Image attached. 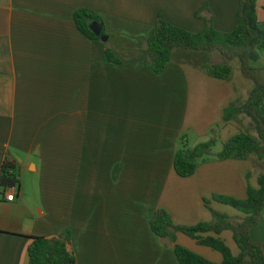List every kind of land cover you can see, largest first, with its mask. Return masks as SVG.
I'll return each mask as SVG.
<instances>
[{
	"label": "crops",
	"instance_id": "1",
	"mask_svg": "<svg viewBox=\"0 0 264 264\" xmlns=\"http://www.w3.org/2000/svg\"><path fill=\"white\" fill-rule=\"evenodd\" d=\"M238 4L0 0V170L10 155L20 174L19 190L0 187V264H30V237L68 231L75 264H179L173 247L151 229L159 209L176 226L212 222L211 211L244 218L214 196L246 200L248 186L258 188L264 175V160H213L189 178L174 169L181 144L193 148L214 138L223 145L245 132L242 116L223 122L224 110L246 102L254 88L239 61L229 80L207 73L208 65L222 62L218 53L177 49L159 74L114 64L102 43L85 37L74 20L76 11L91 10L114 38L110 45L135 57L136 39L149 37L159 14L199 33L211 13L214 28L231 33ZM203 6L210 13L197 18ZM257 13L264 26V0ZM256 69L264 83V57ZM12 192L16 199L10 202ZM250 236L264 252V218ZM220 238L234 256L240 254L231 231ZM177 243L223 262L220 253L184 234Z\"/></svg>",
	"mask_w": 264,
	"mask_h": 264
},
{
	"label": "trees",
	"instance_id": "2",
	"mask_svg": "<svg viewBox=\"0 0 264 264\" xmlns=\"http://www.w3.org/2000/svg\"><path fill=\"white\" fill-rule=\"evenodd\" d=\"M259 0H239L235 27L231 33L217 31L213 26V15L207 7L197 11L196 17L208 11L204 17L205 26L199 33H192L168 22L159 14L156 25L148 38H138L135 57H125L106 30L103 19L88 9H80L74 15L77 29L88 39L102 43L109 62L129 63L143 66L155 73L165 70L175 50L183 52L218 53L222 62L210 64L207 73L217 80H229L233 74L231 62L238 60L243 75L254 82V88L246 102L231 103L225 110L223 122L236 121L240 116L250 118L257 135L241 132L223 143L219 154H213L217 140H211L188 148L181 144L174 157V169L180 178L192 177L198 168L207 162L227 160H248L252 156L264 160V83L254 74L256 64L264 57V26L258 20ZM103 25L101 36L108 37L102 42L90 29V24ZM0 187L3 189L20 188V174L17 163L8 155L0 170ZM246 200L214 196V199L244 214L241 220L211 211L212 222H203L195 226H176L171 215L159 209L151 220L153 233L172 246L179 264H216L177 243V235L184 234L197 244L211 248L223 257L221 264H264V252L259 243L254 242L250 230L264 218V175L258 178V188L248 186ZM225 231H231L240 250L234 256L229 246L220 238ZM28 247L30 264H75L74 254L69 250L70 232L57 238L30 237Z\"/></svg>",
	"mask_w": 264,
	"mask_h": 264
},
{
	"label": "rangeland",
	"instance_id": "3",
	"mask_svg": "<svg viewBox=\"0 0 264 264\" xmlns=\"http://www.w3.org/2000/svg\"><path fill=\"white\" fill-rule=\"evenodd\" d=\"M112 42V41H111ZM124 56L130 58L131 56L127 55V54H124ZM231 65L234 67V69L237 70L236 66H235V60L233 62H231ZM236 72V71H235ZM251 81V80H250ZM253 82V81H252ZM251 82V83H252ZM254 83V82H253ZM240 119V118H239ZM240 123L241 125L243 126V128L245 129V132L249 133V134H252V135H257L254 127H253V124L250 120V118L246 117V116H242L241 119H240ZM222 148V145L220 144V142L217 140L216 142V145L214 146L213 148V154H217ZM31 184V181L29 180H26V185H30ZM225 240V239H224ZM203 249H206V248H203Z\"/></svg>",
	"mask_w": 264,
	"mask_h": 264
},
{
	"label": "water",
	"instance_id": "4",
	"mask_svg": "<svg viewBox=\"0 0 264 264\" xmlns=\"http://www.w3.org/2000/svg\"><path fill=\"white\" fill-rule=\"evenodd\" d=\"M90 29L92 30V32L96 36L101 37V40L103 42H107L108 41V37L101 36L102 30H103V25L101 23H98V22L91 23L90 24Z\"/></svg>",
	"mask_w": 264,
	"mask_h": 264
},
{
	"label": "built area",
	"instance_id": "5",
	"mask_svg": "<svg viewBox=\"0 0 264 264\" xmlns=\"http://www.w3.org/2000/svg\"><path fill=\"white\" fill-rule=\"evenodd\" d=\"M14 189L16 190L17 188H14ZM6 198H7L8 201L13 202L16 199V194L14 192H12L11 195L10 194L7 195Z\"/></svg>",
	"mask_w": 264,
	"mask_h": 264
}]
</instances>
